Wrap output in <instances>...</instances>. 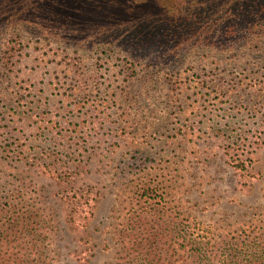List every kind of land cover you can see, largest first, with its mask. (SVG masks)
Segmentation results:
<instances>
[{"label": "rangeland", "instance_id": "obj_1", "mask_svg": "<svg viewBox=\"0 0 264 264\" xmlns=\"http://www.w3.org/2000/svg\"><path fill=\"white\" fill-rule=\"evenodd\" d=\"M123 1L136 11L133 18L96 16L94 23L107 27V39L87 50L29 36L24 26L43 25L26 19L34 1L0 0L9 25H18L14 18L21 23L12 52L5 55L0 43V249L15 253L18 264L30 261V249L41 253L31 258L34 264H117L121 223L131 202L146 192L180 220L200 222L214 234L264 225V148L256 151L254 176L244 183L225 162L221 138L229 121H239L237 109L264 113V39L252 35L258 50L243 51L237 60L212 48L179 49V65L161 70L149 64L143 49L136 48L139 64L125 51L136 44L139 29L152 26L156 32L163 14L176 11L181 26L191 28L179 41L217 42L220 35L210 33L216 26L242 22L225 18L241 0H219L221 12L198 21L187 11L202 7V0ZM31 108L47 112L51 121L44 122L55 130L62 126L64 135L85 127L64 139L69 145L78 141L88 159L76 170V185L97 194L84 227L68 224L62 183L10 159L17 144L32 151L28 139L37 122L29 117ZM242 117L240 123L253 121L249 112Z\"/></svg>", "mask_w": 264, "mask_h": 264}, {"label": "trees", "instance_id": "obj_2", "mask_svg": "<svg viewBox=\"0 0 264 264\" xmlns=\"http://www.w3.org/2000/svg\"><path fill=\"white\" fill-rule=\"evenodd\" d=\"M33 1L34 5L29 7V10L33 12L27 13L26 19L31 18L32 21L37 19L36 22L38 24L43 22V25L36 28L32 25L24 26L29 36L43 40H57L58 42H55L59 44L64 43L65 46L87 50H91L93 46H99L100 42L107 39V27L97 26L94 23L96 16L97 18L107 16L110 19L119 14V18L128 16V20H131L136 12L135 10L129 12L134 8H128V4L123 0ZM223 1L234 2V0ZM37 2L40 3L39 6ZM201 2L204 3L202 7L187 11L197 21L207 15L217 16L222 10L220 6L223 3L219 0H202ZM240 3L242 4L235 10L227 9L225 18L236 20L242 17V22L229 21V23L216 26V29L210 33L215 34L216 31L220 35L221 38L217 42L209 40L203 42V38L194 45L190 42L179 41L186 32L191 31V28L181 26V16L177 11L176 13L168 12L169 15L166 12L162 17L163 24L156 27V32L152 26L148 30L139 29L142 31L137 38L139 41L136 39V44H131L125 50L129 55L127 58L139 64L141 61L137 59L136 48L143 49L145 59L149 64L161 70L162 67L169 68L171 65H179L183 58L178 56L181 53L179 49L190 51L196 46L203 49L212 48L215 55L223 56L230 53L226 54V57H236V60L240 58V53L243 51L256 52L260 45L258 41L253 43L251 37L258 35L264 39V0H253L254 5L252 6H245V4H250V0H241ZM12 4L15 6L16 3L12 1ZM89 12L91 14H87ZM84 16L87 20L81 21L80 19ZM10 18L0 15V43L5 46V55L14 50L15 43L19 44L21 38V34L15 30L16 26H20V21L14 18L13 20L17 21L18 25H9L12 21ZM152 54H155V57ZM227 86L230 88L232 85ZM48 106L53 105L48 103ZM30 111V119L34 117L37 122V126L32 130L36 132H32L28 139L34 144L29 149L32 151L27 150V143L17 144L10 159H22L36 171L62 183L65 186V193H61V198L69 206L66 220L74 228L84 227L93 214L97 194L89 185H76L78 181L75 178L76 170L87 165L88 159L82 154L81 146H76L78 141L69 145L64 139L65 137H77V132H82L85 127L80 128L81 130L71 129L68 131L69 137L62 134V126L55 130L44 122L51 121L46 118L47 112L32 111V108ZM248 112L251 113L253 121L245 120L244 123H240L244 120L242 116ZM236 115L239 121H229L224 131V134L228 135L225 136L223 133L221 135L225 144L224 157L234 173L244 183H249L250 177L254 176L251 170L255 162L256 151L264 148V113L253 107L245 112L239 108ZM91 123L97 128L95 120ZM55 124L61 125L58 120ZM72 130L75 131V135L71 133ZM212 130L214 131L215 128ZM36 143L43 145L39 148ZM141 195L142 197L137 202L136 199L131 202L132 205L130 209H127V216L118 231L120 257H118L117 264H264V225L249 232L240 230L231 235L214 234L199 227L200 222L191 223L188 219L180 220L177 215L173 214L172 209L160 204L159 200L150 193L146 192ZM31 242L32 239L28 244ZM38 254L41 256L39 250H28L25 257L30 261L26 264H34L31 258ZM0 264H18L16 254L0 249ZM35 264H44V261Z\"/></svg>", "mask_w": 264, "mask_h": 264}]
</instances>
